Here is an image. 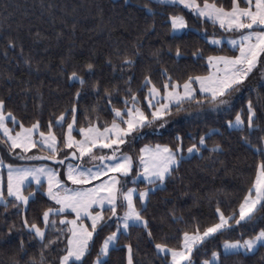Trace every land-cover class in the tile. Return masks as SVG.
<instances>
[{"label": "snow or ice", "instance_id": "6c2138e0", "mask_svg": "<svg viewBox=\"0 0 264 264\" xmlns=\"http://www.w3.org/2000/svg\"><path fill=\"white\" fill-rule=\"evenodd\" d=\"M158 2L182 6L195 19L210 23L223 32L236 34V38L229 39L228 43L238 54L205 56L203 49L197 48L192 56L205 60L211 70L181 79L174 78L167 68H163L159 86L150 70L144 72L138 88H133L135 77L132 74L122 75V88L120 83L102 87L99 81L94 82L92 88L97 101L101 98L104 101L99 108L101 111L107 109L112 117L110 121L101 120L99 115L90 116L88 110L80 108L79 90L75 92L70 107L59 114L52 113L43 125L39 119L25 125L6 108V100L0 98V143L7 146L9 154L21 160L51 161L56 165L6 164L0 157V205L5 210L10 205L16 208L22 228L27 230L30 239H38L43 248L63 244L56 264H85V258L93 254L95 237L104 228L113 227L114 230L102 239L92 264H109L111 254L121 250L126 252V264H137L133 245L120 243L122 236L130 235L132 227L145 230L166 264H198L193 254L199 253L206 243L235 226L264 220V161H261L255 178L241 193L236 207L222 206L217 200L213 205L212 219L207 223L195 218L183 221L185 227L178 230L176 246H170L167 238L156 242L145 217L150 195L166 187V182L185 159V151L189 155L200 153L202 147H207V140L205 136H199L185 149L184 138L177 135L174 145L144 144L133 151L134 145L143 139V130L154 125L165 127L173 108L181 111L187 103L198 106L207 103L216 109L230 110L233 94L240 91L254 69H264V0H230L227 7L217 0ZM168 22L173 33L189 29L188 20L182 14H170ZM203 36L210 45L223 43L215 33L209 38L206 29ZM4 39L7 41L4 55L7 56L8 49H15L17 45L14 38ZM138 55V49L131 53L116 49L117 62L114 63L112 55L106 62L114 72L123 74L125 69L130 71L135 67ZM175 56L177 59L182 57L179 45L175 48ZM85 68L91 72L94 65L87 63ZM68 79L82 86L87 83L85 76L75 67L68 70ZM78 113L84 116L83 126L78 124ZM258 118L257 106L248 99L245 107L226 123L229 128L244 133L246 129L257 127L255 121ZM241 140L264 156V137H261L260 145L253 144L247 135H242ZM33 149L38 152L32 153ZM220 149L217 144L211 151ZM139 181H145L148 187L140 190L128 186ZM33 184L35 190H31ZM37 192H41L49 203L39 210L38 217L30 220V202L35 201ZM69 216L73 218L69 219ZM172 217L183 220L177 218L175 212ZM58 224L66 227H58ZM15 227V224L8 227L9 235ZM50 232L55 234L54 239H48ZM258 246L264 247V227L247 238L241 234L239 239H224L221 247L212 250L210 256L200 260L199 264H224L225 255L253 252ZM24 248L21 239L20 249Z\"/></svg>", "mask_w": 264, "mask_h": 264}, {"label": "trees", "instance_id": "16d2710c", "mask_svg": "<svg viewBox=\"0 0 264 264\" xmlns=\"http://www.w3.org/2000/svg\"><path fill=\"white\" fill-rule=\"evenodd\" d=\"M217 2L227 7L230 0ZM170 14L184 15L189 29L180 34L173 33L168 22ZM205 29L209 38L213 33L217 38L236 35L195 19L182 6L173 7L154 0H0V98L6 100V108L25 125L36 119L43 125L52 113L59 114L70 107L75 92L79 90V107L88 110L90 116L99 115L101 120L110 121L112 117L107 109L101 111L99 108L104 101L102 98L97 101L92 88L94 82L99 81L102 87L120 83L122 88V75L132 74L135 77L133 88H138L144 72L150 70L159 86L163 68H167L174 78L181 79L210 71L205 60L192 56L197 48L203 49L205 56L238 54L227 43L210 45L203 36ZM4 37L14 38L17 45L15 49H8L7 56L4 55L7 43ZM177 45L182 50L179 59L175 56ZM116 49L128 53L138 49L135 67L130 71L125 69L123 74L114 72L106 61L112 55L114 63L117 62ZM87 63L94 65L91 72L86 71ZM73 67L85 76V85L68 79V70ZM248 99L257 106L259 118L255 121L257 127L241 133L229 128L226 122L234 119ZM262 113L264 69L257 67L240 91L233 94L230 110L216 109L207 103L202 106L187 103L181 111L173 108L165 131L160 132L158 125L144 130L143 139L134 145L133 151L144 144L174 145L177 135L184 138L185 149L199 136L203 135L207 140V147H202L199 154L186 157L185 151V159L166 182V187L150 195L145 217L156 242L167 238L170 246H176L178 230L185 227L183 221L195 218L207 223L212 219L213 205L217 200L222 206L236 207L241 193L255 178L259 163L264 161V156L241 140L242 135H247L253 144L262 143ZM77 118L79 126H83L84 116L78 113ZM217 144L221 149L211 151ZM128 186L134 185L129 183ZM136 186L140 190L148 187L144 181ZM48 203L47 198L37 192L35 201L30 202L29 219L38 217L39 210ZM173 212L183 220H174ZM12 224L16 227L9 235L8 227ZM262 227L264 220L235 226L206 243L199 253L193 254V258L199 264L200 260L210 256L212 250L221 247L224 239H239L241 234L247 238ZM112 230L114 227L104 228L95 237L93 254L85 258V264H92L102 239ZM129 232L130 235L121 237L120 243L133 245L137 264H166L142 227H132ZM54 236V233H48V239H54ZM21 239L24 240V250L20 249ZM62 248V243L43 248L38 239H30L27 230L22 228L17 209L10 205L5 210L0 205V264H33V261L35 264H41V261L56 264ZM109 264H126V252H113ZM224 264H264V247L259 246L252 253L225 255Z\"/></svg>", "mask_w": 264, "mask_h": 264}, {"label": "rangeland", "instance_id": "374dc122", "mask_svg": "<svg viewBox=\"0 0 264 264\" xmlns=\"http://www.w3.org/2000/svg\"><path fill=\"white\" fill-rule=\"evenodd\" d=\"M154 1H158V0H154ZM185 31V30H184ZM175 34H180V33H175ZM219 38V37H218ZM222 38V40H223V43H227L228 44V46H230L231 48H232V46L228 43V41H229V39H234V38H236V35H226V36H224V37H221ZM233 49V48H232ZM167 126V124L165 125V127ZM165 127H163V128H158V130L160 131V132H163V131H165ZM157 130V131H158ZM159 132V133H160ZM74 135H76V133L74 132L73 133ZM143 134H144V130H143ZM80 137L79 136H77V139H79ZM127 150V149H126ZM17 152H19L20 150L19 149H17L16 150ZM36 152H38V149H33L32 150V153H36ZM32 153H29V155H31ZM41 154H46V153H41ZM195 154H199V153H195ZM195 154H192V155H195ZM192 155H189L188 153L186 154V157H190V156H192ZM0 157H3V159H4V161H5V163L7 164V163H12V164H14V165H24V166H28V165H34V166H39L40 164H42V163H46V164H49V165H51V166H53V167H55L56 165H54L53 164V162H51V161H26V160H21V159H18V158H16L14 155H11V154H9V152H8V149H7V146L5 145V144H2V143H0ZM61 172H63V170L61 169L60 170ZM3 174H4V176H5V180H6V169L4 170V172H3ZM133 175H135V170H134V172H133ZM129 180H131V177H129ZM140 182V181H139ZM145 182V181H144ZM138 183V182H137ZM135 187H137L136 185H134ZM133 187V186H132ZM31 190H35V185L33 184V187H32V189ZM62 218V217H61ZM69 219H72L73 217L72 216H69L68 217ZM85 223H90V221H85ZM65 227H66V225H64ZM259 247V246H258ZM258 247H257V249H258ZM256 249V250H257ZM256 250H254V251H256ZM253 251V252H254ZM242 253H245V252H242ZM247 253H252V252H247Z\"/></svg>", "mask_w": 264, "mask_h": 264}]
</instances>
